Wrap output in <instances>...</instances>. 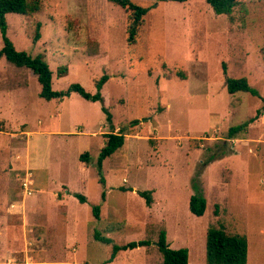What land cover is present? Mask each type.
<instances>
[{"label":"rangeland","instance_id":"rangeland-1","mask_svg":"<svg viewBox=\"0 0 264 264\" xmlns=\"http://www.w3.org/2000/svg\"><path fill=\"white\" fill-rule=\"evenodd\" d=\"M130 1L148 9L133 44L130 11L107 0H41L39 14L6 16L17 51L46 55L54 91L80 84L95 95L96 82L109 81L103 102L76 93L46 101L31 70L0 58V177L14 179L10 200L27 173L39 187L25 200L23 225L15 217L14 226L0 223V264H162V231L171 249L188 250L189 264H206L212 228L244 236L247 264H264V0H239L231 15L206 0ZM228 78L247 79L260 97L229 94ZM120 130L125 144L100 170L105 136ZM22 131L33 135L25 148L16 146L27 141ZM13 149L22 159H10ZM86 153L89 166L80 160ZM65 182L88 202L58 209L53 192ZM145 191L153 192L151 207L138 194ZM193 196L207 202L202 217L190 211ZM140 241L150 246L120 250L110 261L114 246Z\"/></svg>","mask_w":264,"mask_h":264},{"label":"trees","instance_id":"trees-1","mask_svg":"<svg viewBox=\"0 0 264 264\" xmlns=\"http://www.w3.org/2000/svg\"><path fill=\"white\" fill-rule=\"evenodd\" d=\"M109 3L119 6L123 9L130 11V24L128 29V42L130 44L135 43L136 36L139 33L144 23V17L148 13V9L138 3H134L130 0H107ZM173 1L179 3H185L187 0H160V2ZM207 4L217 13L223 15H231L234 9L239 5V0H206ZM41 0H0V30L3 37L4 46L0 51V58H5L6 61L17 68H25L31 70L38 78L41 85L40 97L46 101L63 100L69 98L72 93L80 95L87 101L91 102H103V95L101 91L105 84L109 81V76H104L100 81L96 82L98 93L92 95L88 93L80 84H73L67 91L57 92L53 89V72L47 62L45 54H39L36 57L28 55L26 52H19L16 50L14 44L7 37L8 23L6 16L9 14H16L31 17L39 14L42 11ZM42 24L38 23L35 34V42L41 38L40 30ZM224 72L227 74V68L224 65ZM59 77L67 75V69H60L58 73ZM226 86L229 94L234 95L238 92L250 93L253 96H259L260 94L254 90L248 83L247 79H231L226 80ZM264 100V99H263ZM103 110L108 115L107 119L110 122V129L113 130L111 119L112 116L108 110L104 107ZM262 115L260 112L258 117ZM138 121H135L133 125H137ZM254 122H248L244 125H239L229 129L226 139L233 140L240 133L247 129V126ZM106 145L103 147L100 157L98 159V167L102 170L103 162L111 157L115 152L123 147L125 144V136L121 132L118 133L109 132L105 136ZM82 163L89 166L90 156L89 154H83L80 157ZM104 184V180H101ZM140 197L146 200L148 207H151L154 203L153 192L145 191L138 193ZM75 197L81 204L88 202L87 197L83 194H76ZM106 194L103 193L102 199L105 200ZM207 209V202L203 197L193 196L190 200V211L192 214L198 217H202ZM94 215L96 219H100V208L94 207ZM95 238L106 244H110L109 239L102 238L100 235L95 234ZM158 248L163 256L162 264H189V252L187 249L173 250L167 242L166 232L160 233ZM150 246L147 241H140L130 243L123 247L114 246L112 261L114 256L120 250L137 249L141 247ZM248 256V242L244 236L228 234L223 229L212 228L208 231L206 237V264H247Z\"/></svg>","mask_w":264,"mask_h":264},{"label":"crops","instance_id":"crops-1","mask_svg":"<svg viewBox=\"0 0 264 264\" xmlns=\"http://www.w3.org/2000/svg\"><path fill=\"white\" fill-rule=\"evenodd\" d=\"M21 134L22 135L24 134V135L27 136V141L25 143H23V145H18L17 144L16 146H21V147L25 148L26 146H28L29 138H32L33 135L31 134V132L23 133V131H22ZM13 150H14V153L15 152L17 153L16 149H13ZM16 153L14 155H12L11 158H10L13 162L22 159V157L20 155H17ZM14 156H16V157L12 158ZM26 160L28 162V158ZM82 165H85V164L83 163ZM26 169L39 171L42 168L39 167L37 169L36 165H34L32 167V166L27 164ZM28 174L29 173H27L26 177L21 179V182H20V186L21 187H18L20 195H18V196L15 195L16 196L15 200H10V197L12 195L10 193V188H12V183L14 182V179L12 178V175L10 174L7 177H5V176L0 177L1 187L3 186V188H4V191L2 190L3 191L2 194L0 193V223H2L3 220L5 219L9 226H14V225H11V223L9 222V218H11V217L19 218L20 220H22V225H23V222L25 223L24 215H25V213L28 210V207H27V204L25 203V200H28L29 197L33 196V194L36 193L34 188H39L38 187V182L36 181V178H35V187H34V180H33V178H30V175H28ZM24 182H31L33 184V186L31 187V190H32L31 194H28L26 192L25 188L23 187V183ZM63 184L67 185V189L64 190V188L62 187ZM61 185H62L61 186V188H62L61 190L53 192V199H56V202L58 203V209L64 208L63 205H64L65 202H69V201H71V202H73V201L79 202L78 199L75 197V195L76 194H81L80 192L73 191V188L68 183L66 184V182L62 183ZM40 189H42V188L40 187ZM60 193H62V194H60ZM13 199H14V197H13ZM4 200H5V202L3 204ZM74 222H75V220H74ZM37 225H42L43 226L44 224L40 223V224H36V226ZM42 226H40V227H42ZM9 255H11V253H8V256ZM0 257H1L0 261H2V256H0ZM6 257L7 256H5V258ZM4 261L5 262L3 264L6 263V260H4Z\"/></svg>","mask_w":264,"mask_h":264},{"label":"built area","instance_id":"built-area-1","mask_svg":"<svg viewBox=\"0 0 264 264\" xmlns=\"http://www.w3.org/2000/svg\"><path fill=\"white\" fill-rule=\"evenodd\" d=\"M32 186H33V184L31 182H24L23 183V187L25 188V190L28 194H31V192H32L31 187Z\"/></svg>","mask_w":264,"mask_h":264}]
</instances>
